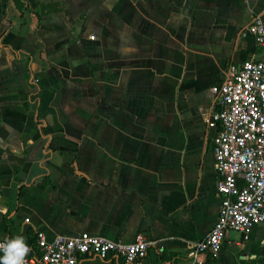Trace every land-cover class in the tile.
Here are the masks:
<instances>
[{"label": "crops", "instance_id": "0c3cea01", "mask_svg": "<svg viewBox=\"0 0 264 264\" xmlns=\"http://www.w3.org/2000/svg\"><path fill=\"white\" fill-rule=\"evenodd\" d=\"M255 15L264 0H0V240L143 233V264H264L263 227L189 256L220 204L211 88L259 56Z\"/></svg>", "mask_w": 264, "mask_h": 264}, {"label": "built area", "instance_id": "2783aa9c", "mask_svg": "<svg viewBox=\"0 0 264 264\" xmlns=\"http://www.w3.org/2000/svg\"><path fill=\"white\" fill-rule=\"evenodd\" d=\"M246 34L260 47L259 56L229 63L222 81L211 88L216 107L209 125L216 128L212 155L220 204L210 230L190 247L189 256L195 261L202 255L217 256L227 232L248 241L255 229L264 228V17H252L242 31V36ZM26 243L31 251L25 264H80L84 256L143 264L150 246L143 233L124 243L86 231L51 239L36 231L34 243ZM260 243L264 247V230Z\"/></svg>", "mask_w": 264, "mask_h": 264}, {"label": "clouds", "instance_id": "9594fccd", "mask_svg": "<svg viewBox=\"0 0 264 264\" xmlns=\"http://www.w3.org/2000/svg\"><path fill=\"white\" fill-rule=\"evenodd\" d=\"M31 251L22 235L6 238L0 242V264H25V258Z\"/></svg>", "mask_w": 264, "mask_h": 264}, {"label": "trees", "instance_id": "16d2710c", "mask_svg": "<svg viewBox=\"0 0 264 264\" xmlns=\"http://www.w3.org/2000/svg\"><path fill=\"white\" fill-rule=\"evenodd\" d=\"M15 51H16L17 55H21V58H24L25 63H26V72H27V73H30V69H29V67H27L28 62L30 61V56L27 55V54H25V53H23V52L20 51V50H15ZM29 86H30V87L33 86V85H32V82H29ZM37 135H38V133H37ZM257 245H258V244H257ZM259 251H260L261 255H262L263 258H264V247H259ZM0 255H1V254H0Z\"/></svg>", "mask_w": 264, "mask_h": 264}]
</instances>
